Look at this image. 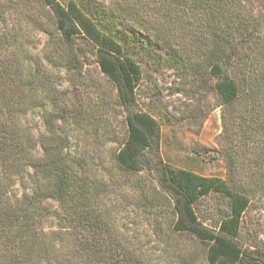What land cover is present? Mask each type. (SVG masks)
<instances>
[{
    "label": "trees",
    "instance_id": "16d2710c",
    "mask_svg": "<svg viewBox=\"0 0 264 264\" xmlns=\"http://www.w3.org/2000/svg\"><path fill=\"white\" fill-rule=\"evenodd\" d=\"M87 52L112 103L85 73ZM164 68L214 81L226 178L160 157L162 128L138 89ZM108 141L109 162L99 150ZM155 170L157 184L136 181L133 206L162 238L157 260L107 198L109 186ZM214 195L229 211L213 228L197 206ZM259 197L264 0H0V264H264L244 234Z\"/></svg>",
    "mask_w": 264,
    "mask_h": 264
},
{
    "label": "rangeland",
    "instance_id": "374dc122",
    "mask_svg": "<svg viewBox=\"0 0 264 264\" xmlns=\"http://www.w3.org/2000/svg\"><path fill=\"white\" fill-rule=\"evenodd\" d=\"M37 40L47 38L35 32ZM85 73L93 77L103 86L112 103L111 86L100 76L95 58L87 52L84 58ZM153 72V71H149ZM213 80L201 82L179 78L170 69H161L156 73H147L138 89V102L142 110L152 114L162 128V146L160 157L164 162L177 169H188L203 176L226 178L227 167L221 154L219 138L223 132L222 107L217 96L211 90ZM65 86H68V84ZM108 116L116 126L120 136L125 130V120L122 113L108 111ZM42 129V124L40 122ZM37 134V132H36ZM109 140V139H108ZM115 143H100L99 150L104 161L109 162L111 148ZM96 156V155H95ZM157 184L159 170L145 171L139 176H132L127 185L109 186L108 201L116 206L121 226L136 236L148 246L154 259L160 258L164 247L160 244L162 238L153 233L151 221L146 213H136L133 206L136 196L137 180ZM121 180V179H120ZM201 221L209 226H215L220 217L229 211L228 201L214 195L203 199L197 206ZM245 242L248 245H259L264 249V197L253 201L245 217Z\"/></svg>",
    "mask_w": 264,
    "mask_h": 264
}]
</instances>
